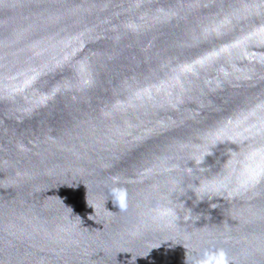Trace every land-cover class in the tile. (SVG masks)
<instances>
[{"label": "water", "instance_id": "obj_1", "mask_svg": "<svg viewBox=\"0 0 264 264\" xmlns=\"http://www.w3.org/2000/svg\"><path fill=\"white\" fill-rule=\"evenodd\" d=\"M225 257L264 264V0H0V264Z\"/></svg>", "mask_w": 264, "mask_h": 264}, {"label": "clouds", "instance_id": "obj_2", "mask_svg": "<svg viewBox=\"0 0 264 264\" xmlns=\"http://www.w3.org/2000/svg\"><path fill=\"white\" fill-rule=\"evenodd\" d=\"M108 196L111 197L112 202L120 208V210H125L127 207V190L123 187H120L117 183H113L108 189ZM224 264H227V258L225 257Z\"/></svg>", "mask_w": 264, "mask_h": 264}]
</instances>
